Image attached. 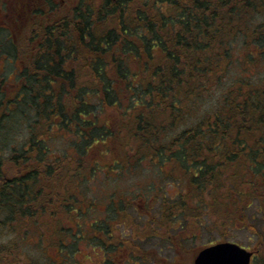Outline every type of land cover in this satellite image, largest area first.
<instances>
[{
    "label": "trees",
    "instance_id": "obj_1",
    "mask_svg": "<svg viewBox=\"0 0 264 264\" xmlns=\"http://www.w3.org/2000/svg\"><path fill=\"white\" fill-rule=\"evenodd\" d=\"M8 9L20 22L16 30L0 22V53L9 51L20 69L2 90L0 149L16 126L26 135L7 158L0 154V264H36L24 245L30 238L51 260L69 258L77 252L74 219L94 206L84 186L137 165L155 167L174 184L136 202L140 210V202L160 200V231L153 233L178 253L171 261L151 249L154 264H192L201 249L182 256V240L205 230L222 238L250 225L259 232L264 0L0 5ZM4 84L1 76L0 89ZM58 138L75 141L73 150L54 155L50 143ZM124 201L118 215L134 205ZM112 221L99 240L104 254L117 257L132 247ZM132 252L146 258L148 251Z\"/></svg>",
    "mask_w": 264,
    "mask_h": 264
},
{
    "label": "rangeland",
    "instance_id": "obj_2",
    "mask_svg": "<svg viewBox=\"0 0 264 264\" xmlns=\"http://www.w3.org/2000/svg\"><path fill=\"white\" fill-rule=\"evenodd\" d=\"M15 1L28 3V0H0V5L2 7L5 2L12 8ZM8 11L0 10V22L3 23L5 21L10 24L12 23L16 30L20 19L15 16L13 10L11 11L8 9ZM21 20L22 23L20 28L23 26L24 18ZM3 38L4 37H2L1 41H3ZM8 52L0 53V77L2 76L5 80V84L3 86L1 85L0 98L2 90H8V83L15 82V74L20 69V62L16 60L15 57L13 58ZM1 117L2 114L0 113V118ZM18 130L16 126L8 131V133L11 132L9 136L7 135L6 138H1L3 147H1L2 150L0 149V154L3 151L4 157L10 153L12 143H15L17 146L23 143L22 140L25 139L24 137L26 134L21 135ZM74 143L75 141L71 139L64 140L58 138L50 143V147L54 155H58L73 150L72 146ZM163 187H165L167 191H170L172 187H174V184L163 180L162 176L158 174V171L153 166L137 165L135 170L129 172L117 174V171H114L99 174L84 186L86 199L92 201L94 204L93 208L85 212L84 215H80V218L74 219L80 223L79 230L73 234V237L78 240L76 243L77 252L69 254V258L59 256L58 253L57 255L51 254L52 256L50 257L52 261L48 253L32 247L31 244L33 241L35 242V239L30 238L24 244L26 249L29 250L28 254H30L36 264H58L61 261L63 264H154V253L150 252L151 249H154L164 258L173 261L175 257L178 256L174 245L162 235L153 233L155 229L160 231L158 227V225H160L159 219L161 218L160 212H158L160 200H157L156 204H153V206L140 202V210L136 204V202H139V197L147 196L148 199H150L159 188ZM128 199L129 202H132L134 205L129 204L125 208V214L123 216L118 215V208L123 205L124 200V203H126ZM110 219L113 220L112 222L116 226L114 227L111 223H108V225L116 229L120 234L119 237L123 240L131 241L132 250L138 247L141 251H148L144 253L147 256L146 258L142 255L135 256L132 250L130 252H120L117 257L103 253L106 249L105 247L103 248L99 239L104 238L103 233L107 231L104 222ZM126 220H128V222L125 225L124 221ZM94 221H97V223L94 224L96 227L94 226L92 229ZM253 222L256 224V231L259 232L250 229L252 227L250 225L248 230L243 228L234 230V232L231 231L230 234L232 237L226 236L222 238L217 235L216 231L209 233V231L205 230L200 236L184 239L182 240V245L185 249L182 251L181 255L190 258V252L193 248L202 250L209 245L229 241L237 243L255 253L254 260L251 264H264V222H261L259 214ZM135 230H138L139 234ZM171 231L174 233L176 230L172 229ZM260 232H262V234ZM259 234H261V237ZM10 236L11 237L8 238H13L14 234H10ZM104 241L106 242V239ZM72 251L75 250L73 249ZM194 258L192 260L193 262Z\"/></svg>",
    "mask_w": 264,
    "mask_h": 264
},
{
    "label": "water",
    "instance_id": "obj_3",
    "mask_svg": "<svg viewBox=\"0 0 264 264\" xmlns=\"http://www.w3.org/2000/svg\"><path fill=\"white\" fill-rule=\"evenodd\" d=\"M254 252L234 242H218L200 250L193 264H250Z\"/></svg>",
    "mask_w": 264,
    "mask_h": 264
},
{
    "label": "flooded vegetation",
    "instance_id": "obj_4",
    "mask_svg": "<svg viewBox=\"0 0 264 264\" xmlns=\"http://www.w3.org/2000/svg\"><path fill=\"white\" fill-rule=\"evenodd\" d=\"M15 4L17 3V2H14ZM18 3H20V2H18Z\"/></svg>",
    "mask_w": 264,
    "mask_h": 264
}]
</instances>
